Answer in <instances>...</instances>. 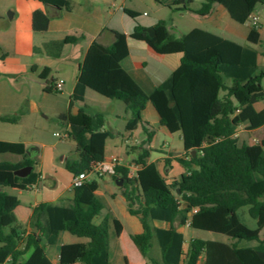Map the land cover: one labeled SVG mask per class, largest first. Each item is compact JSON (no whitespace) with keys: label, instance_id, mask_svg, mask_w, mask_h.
Masks as SVG:
<instances>
[{"label":"trees","instance_id":"16d2710c","mask_svg":"<svg viewBox=\"0 0 264 264\" xmlns=\"http://www.w3.org/2000/svg\"><path fill=\"white\" fill-rule=\"evenodd\" d=\"M47 5L71 10V0H39ZM160 2L161 0H157ZM194 0H177L170 6L187 10ZM223 5L230 17L246 22L264 0H205L197 11L205 15L213 3ZM135 20L139 13L125 8ZM50 15L37 9L33 13V29L46 31ZM155 35L136 22L131 37L146 41L159 53H182L180 66L162 84L147 92L134 78L127 65L130 56L128 35L114 31L109 45L94 41L80 65L78 80L72 93L73 101H84L89 87L98 93L122 100L130 113L126 129L134 130L142 124L151 144L160 126L169 133L181 131L185 153L178 157L186 172L180 180L167 182L155 162L148 163L149 150L136 159L141 165L136 176L130 169L117 165L113 178L123 179V193L131 213L140 217L143 230L132 234V239L146 264H158L149 256L151 239L157 236L164 264H264V151L262 143H240L235 137L240 123L248 121L251 128L264 124V108L257 111L254 104L264 99L261 87L264 67L259 58L263 53L209 31L194 28L176 37L160 20L154 25ZM260 28L252 27L248 39L259 43ZM78 38H71L75 42ZM62 42H47L40 50L48 55H60ZM53 49L57 50L52 52ZM44 70L42 77H46ZM45 90L53 91L49 87ZM224 93L221 95V93ZM242 93L239 105L233 96ZM237 113L235 116H233ZM150 114L156 118L154 124ZM1 120L17 122L18 116L2 115ZM69 125L70 138L76 142L78 157L66 161L67 169L78 174L93 162L106 158L105 144L111 132L104 129L105 114L89 113L80 108L77 114L60 115ZM21 155L20 161H0V251L10 254L11 264H52L47 246L54 245L61 231L86 238L85 242L68 243L61 247L60 263L110 264V219L100 223L95 218L103 208L95 196L97 180L73 189L70 206L41 203L36 222L37 230L26 233L17 222L15 208L19 198L6 188L27 190L38 182L32 170L26 177L15 171L32 165L22 142L0 140V154ZM170 159L166 158V169ZM249 215L256 221L250 227L242 220ZM149 218L166 221L169 228H152ZM117 234L122 225L113 220ZM189 224L199 230L227 235L229 242L194 237L183 251L184 235L175 226ZM254 244H248V242ZM25 258V255H27Z\"/></svg>","mask_w":264,"mask_h":264},{"label":"crops","instance_id":"0c3cea01","mask_svg":"<svg viewBox=\"0 0 264 264\" xmlns=\"http://www.w3.org/2000/svg\"><path fill=\"white\" fill-rule=\"evenodd\" d=\"M16 1L17 5L9 23L0 13V117L2 115L18 116V120L7 122L0 118V140L24 143L27 155L36 162L33 170L38 174V182L27 190L34 192L37 199L34 203L23 205L22 200L16 195L20 200L15 208L17 222L26 233L37 230L36 222L40 214L38 206L41 203L64 206H70L73 203L71 187L73 173L67 169L66 161L78 157L76 142L68 138L72 142L71 149L58 148L57 144H48L43 137L47 120L57 118L65 131L69 130V125L60 118V115L73 113V111L78 113L80 108L91 113L87 98L92 95L93 89L89 87L86 89L84 101H73L72 93L78 80L80 65L94 41L109 45L115 39L114 31L126 33L130 51L127 65L137 82L147 92H151L156 86L165 82L180 66L183 54L180 52L159 53L146 41L131 37L130 34L136 22L145 28H150L160 20H164L168 30L176 37H181L194 28H200L256 49L255 45L258 43L250 42L248 35L254 26V17H257L261 34L259 43L264 34V5L260 3L246 22L239 23L230 17L223 5L217 2L213 3L209 13L199 14L197 11L205 0L192 1L188 4L187 10H176L170 6L177 0H161L160 2L157 0H71V10L47 5L39 0ZM143 6H149L151 11L142 9ZM125 8L138 12L137 19L127 14ZM37 9H42L50 15L51 21L46 31L37 32L33 29V13ZM175 14L191 15L193 23L190 22V24L194 27H190L185 32L181 31L179 24L175 21ZM198 21L201 23L200 26L195 25ZM71 38L78 39L71 42ZM51 41L63 43L60 55H48L45 50L38 49ZM56 51L53 49L52 52ZM259 52L264 54V51ZM259 61L264 66V56L259 58ZM44 70L47 73L46 77L41 76ZM57 80L64 81L60 91L55 90ZM51 86L54 88L53 91L45 90ZM260 90L264 91L262 83L261 87L254 86L251 89L252 92ZM223 94L222 92L221 95ZM242 99V93L233 96L237 105ZM254 106L257 111L262 110L264 99L257 101ZM101 112L105 114L104 129L111 132L105 144L106 158L118 156L122 158L123 165L131 171L135 169L137 173L141 165L137 162L131 165L129 161L137 159L147 149L149 150L147 162H155L167 182L182 178L186 169L178 160V157L185 153L181 131L170 133L171 141L159 144L157 143L159 133L165 131V128L160 126L151 144H147V134L142 124L134 130L126 129L130 117L127 109L124 115L111 109L101 110ZM149 118L154 124L157 123L156 118L151 114ZM117 120L122 124H118ZM236 133L240 143L258 144L255 142L258 139L264 151V124L251 128L249 122L245 121L238 125ZM127 148L133 152L127 153ZM166 158L170 159L168 169H166ZM21 159V155H16V161ZM97 181L99 187L94 194L102 200L103 208L95 218V222L100 223L104 218L110 219V264H112L111 234L115 237V246L118 249L113 264H146L148 259L142 255L132 239V234L143 230L141 219L130 212L129 202L123 193L122 185H118L112 175ZM11 189L24 192L22 189ZM114 219L122 225L120 234L116 232ZM149 223L152 228H169L170 226L166 221L151 218ZM175 226L184 235L183 251L186 252L189 241L197 237L199 229L189 224L180 225L178 222H175ZM85 241H87L86 238L77 237L68 231H61L56 243L47 246V255L52 264H61L60 253L64 244ZM151 244L149 256L153 257L158 264H164L156 235L151 239ZM157 244L160 252L157 250V253L152 255L151 251ZM52 246L55 247L53 250ZM0 255V264H9L10 254L7 251H0ZM27 256L28 254L25 258ZM19 264H23V261Z\"/></svg>","mask_w":264,"mask_h":264},{"label":"rangeland","instance_id":"374dc122","mask_svg":"<svg viewBox=\"0 0 264 264\" xmlns=\"http://www.w3.org/2000/svg\"><path fill=\"white\" fill-rule=\"evenodd\" d=\"M127 3H129V2H127ZM16 5H17L16 0H0V13H1L2 17L8 23L12 19L11 16H12V13L14 12ZM128 5H130V4H128ZM142 9H147L148 12L151 11L149 6H143ZM174 17H175L176 23L179 24V28L181 29V31L185 32L188 29H190V27H194V26H192V24H190V22L193 23L191 21L192 20L191 15H184L183 16L182 14H175ZM195 25L200 26L201 23L198 21V23ZM255 48L259 51H264V34H263L262 41L260 43H258L257 45H255ZM262 67H264V66H262V64H261V68ZM262 85L264 86V77L262 79ZM91 92H92V95H89L87 98V103L91 107V113L96 112V111L105 110V109H107V110L111 109L112 111H116L117 113H120L122 115L125 114L126 105L122 100L108 98V97L98 93L95 90H92ZM117 122L120 125L122 124V122L119 120H117ZM45 129L46 130H44L43 140H45L48 144H57L58 148H70L71 149L70 145L72 144V142L68 138H62L61 136H55L54 135V132L55 133L56 132H59V133L63 132V128L60 125L59 120L57 118L47 120L46 124H45ZM169 134L170 133L166 129H165V131H161L159 133L158 138H157V143L162 144L166 141H171ZM131 152H133V151H131L127 148V153H131ZM74 154H75V148H74L73 155ZM15 159H16L15 154H12V153L0 154V161H14ZM129 163L131 165L136 164V159L129 161ZM34 166L36 167V162H35ZM133 173H135V169H134ZM7 191L9 193L17 195L22 200L23 205L25 203H27V204L34 203L35 200L37 199L35 193L28 191V190H24V192H20L19 190L13 191V189L8 188ZM20 210H21V208L18 211L19 215H20ZM242 220L245 223H247L250 227H256L255 219L250 217L248 214L245 216H242ZM30 227L32 228V225ZM196 235H197V237H202L205 239L220 240V241H224V242L230 241V238L227 235L219 234V233H215V232H211V231L198 230V234H196ZM243 242H248V241L244 240ZM110 243H111V263L113 264V261H114L115 257L117 256V251H118L117 247L115 246V237L113 234L110 235ZM248 244H254V242H248ZM54 248L55 247H53V246L51 247L52 250ZM157 250L160 252V247L158 246V244L156 245V247H154L152 249V251H151L152 255H155L157 253ZM8 263L11 264V261L8 260Z\"/></svg>","mask_w":264,"mask_h":264},{"label":"built area","instance_id":"2783aa9c","mask_svg":"<svg viewBox=\"0 0 264 264\" xmlns=\"http://www.w3.org/2000/svg\"><path fill=\"white\" fill-rule=\"evenodd\" d=\"M253 24L254 27L260 28V23L257 17H254ZM63 85V80H57L55 83V90L60 91L63 88ZM55 135L61 136L62 138H70L69 130H65L62 133L56 132ZM234 136L237 137V133H235ZM255 142L260 143L258 139H256ZM121 164L123 165L122 158L115 155L109 158H105L103 161L93 162L90 165L89 169L84 170L78 174H73L71 187L72 189L80 188L83 187L89 181L99 180L108 175L113 176L116 173V166ZM133 172L134 171L130 170V177L136 176V173Z\"/></svg>","mask_w":264,"mask_h":264},{"label":"water","instance_id":"95a60500","mask_svg":"<svg viewBox=\"0 0 264 264\" xmlns=\"http://www.w3.org/2000/svg\"><path fill=\"white\" fill-rule=\"evenodd\" d=\"M12 17H13V15L11 16V18ZM147 32L149 33L150 36H154L155 35V28L154 27L147 28ZM73 113L77 114V111H73ZM32 170H33V166L28 165V166H24V167L17 169L15 171V174L20 176V177H26ZM116 183L118 185H123L124 180L123 179H117ZM2 189H3V187L0 186V190H2Z\"/></svg>","mask_w":264,"mask_h":264}]
</instances>
